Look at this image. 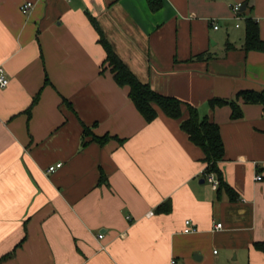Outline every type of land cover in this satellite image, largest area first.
<instances>
[{
    "label": "crops",
    "instance_id": "crops-1",
    "mask_svg": "<svg viewBox=\"0 0 264 264\" xmlns=\"http://www.w3.org/2000/svg\"><path fill=\"white\" fill-rule=\"evenodd\" d=\"M162 1L0 0V257L15 249L3 264H264L263 106L242 103L232 119L209 103L264 90V52L243 49L247 18L264 40V0ZM88 12L142 81L220 125L237 201L218 197L181 119L158 108L148 122L102 72ZM83 125L112 138L84 143ZM186 220L198 230L185 233Z\"/></svg>",
    "mask_w": 264,
    "mask_h": 264
},
{
    "label": "trees",
    "instance_id": "trees-1",
    "mask_svg": "<svg viewBox=\"0 0 264 264\" xmlns=\"http://www.w3.org/2000/svg\"><path fill=\"white\" fill-rule=\"evenodd\" d=\"M150 8L153 11L159 10L162 5V0H148ZM242 13V11H241ZM88 18L99 34V42L104 47L106 56L102 63V72L110 69L114 79L120 86H128L130 88L129 96L135 103L137 109L148 122L154 121L158 116V108L165 115L181 119V128L189 135L191 141L198 145L204 152V162L206 168L204 175L214 173L219 180L217 188L218 197L226 193L231 201L239 199L238 193L226 181L224 173L220 167V162L225 158V143L222 138L220 125L211 120L207 115H202L198 107L181 99L162 94L156 91L148 82L142 81L130 68V66L120 57L115 47L108 39L104 29L102 28L97 17L91 13H87ZM233 47L228 43L227 48ZM243 49L249 51L264 52V40L260 35V27L257 21L253 18L246 20V36ZM199 58H205L203 55ZM36 98L33 103L37 101ZM210 106L214 109L217 106L230 105L232 108L231 118L239 119L243 117L242 103L260 104L264 109V90H242L235 99L213 98L209 101ZM187 110V116L184 117V110ZM83 142L87 143L86 137L92 136V140L102 145L107 143L112 137L110 135L98 136L87 125H83ZM204 177V178H205ZM171 210V202L166 201L160 204L157 212H169ZM22 241L17 245H21ZM258 248L264 249V243H256ZM15 249L2 257L0 264L13 257Z\"/></svg>",
    "mask_w": 264,
    "mask_h": 264
},
{
    "label": "built area",
    "instance_id": "built-area-1",
    "mask_svg": "<svg viewBox=\"0 0 264 264\" xmlns=\"http://www.w3.org/2000/svg\"><path fill=\"white\" fill-rule=\"evenodd\" d=\"M33 2L32 1H27L25 3L22 4L21 6V10L24 13L29 12L32 7H33ZM242 11V4H236L233 7V12L235 13L236 16H239L241 14ZM215 28H218L217 25H215ZM10 83V79L7 77L5 68L3 66H0V89H4L6 88ZM63 163L62 162H58L54 165L49 166V168L47 169V171L49 173H54L57 171V169H59L60 167H62ZM205 172V170H204ZM206 179L212 184V186L214 187V189H217L219 186V180L217 179V177L215 176L214 173H210V174H206ZM255 180L256 181H262L264 180V172L263 171H257V173L255 174ZM223 226L222 223H217L215 228L219 229ZM198 229L193 225L191 220H186L185 221V228H184V232L185 233H191V232H195ZM100 238H103V234L99 235ZM170 264H176V260H172L170 262Z\"/></svg>",
    "mask_w": 264,
    "mask_h": 264
},
{
    "label": "water",
    "instance_id": "water-1",
    "mask_svg": "<svg viewBox=\"0 0 264 264\" xmlns=\"http://www.w3.org/2000/svg\"><path fill=\"white\" fill-rule=\"evenodd\" d=\"M204 180H202V182H203Z\"/></svg>",
    "mask_w": 264,
    "mask_h": 264
}]
</instances>
